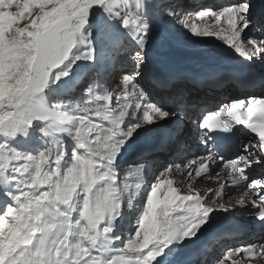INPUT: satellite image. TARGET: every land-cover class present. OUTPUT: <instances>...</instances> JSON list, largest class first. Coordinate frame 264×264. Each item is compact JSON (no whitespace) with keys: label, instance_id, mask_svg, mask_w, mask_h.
Masks as SVG:
<instances>
[{"label":"snow or ice","instance_id":"obj_1","mask_svg":"<svg viewBox=\"0 0 264 264\" xmlns=\"http://www.w3.org/2000/svg\"><path fill=\"white\" fill-rule=\"evenodd\" d=\"M149 3L0 0V184L16 185L14 192L5 191L11 203L0 211V264H155L173 245L194 240L214 211L234 209L231 203H206L191 189L182 194L173 186L172 179L156 181L134 235L112 255L104 254L116 239L112 233L122 211V197L130 189L128 179L140 176L144 169L141 164L135 172L130 171L121 186L115 168L117 157L141 128L176 115L147 102L146 93L136 83L150 28L146 18ZM97 8L118 19L124 29H131L140 47L134 57L135 75L123 77L120 95L124 102L117 100L119 106L113 107L112 91L101 93L94 85L86 91V99L71 107L63 102L49 103L45 93L71 75L76 61H95L91 33L86 29ZM251 9L250 0H237L218 10L188 14L179 18L178 23L195 36L225 42L240 57L251 60L264 55V39H245V31L252 23ZM206 20L211 23H205ZM105 27L101 26V34L109 35ZM79 46L86 50L76 54L74 50ZM55 69L59 71L54 72ZM132 97L135 103L128 102ZM182 108L183 104H178L177 110ZM140 111L143 116L139 122L124 128L125 120L136 118ZM222 115L258 137L244 148L243 155L222 166L229 169L231 186L246 184L245 170L264 160V97L233 102L210 112L201 126L206 130L224 129ZM93 117L107 121L110 127L94 123ZM38 122L42 125L38 132L47 141L45 148L35 154L14 148L11 142L21 135L27 137ZM182 130L178 126L171 132L160 150L167 147L169 140L178 144ZM65 134L78 144L66 172L61 170L67 156L62 139ZM199 159L197 176L208 168L213 156ZM172 171V167L165 170L169 174ZM192 175L190 172L189 176ZM135 188H141L139 181ZM249 191L252 198L246 202L244 197ZM261 193L264 182L253 181L236 203H250L258 210L257 218L264 222ZM76 212L78 220L73 218ZM170 256L161 264H168ZM254 259L264 261V243L229 248L215 264H249Z\"/></svg>","mask_w":264,"mask_h":264},{"label":"bare ground","instance_id":"obj_2","mask_svg":"<svg viewBox=\"0 0 264 264\" xmlns=\"http://www.w3.org/2000/svg\"><path fill=\"white\" fill-rule=\"evenodd\" d=\"M190 1H195V0H190ZM229 1H230L229 4H233L237 2V0H229ZM149 2L150 3L147 5V10H146V18L150 24V28L147 37V43L145 44L143 49L144 62L146 67L145 70L146 76L142 75L140 77L142 78L141 80H143L145 84L144 87L147 88V90H149V92H151L154 95V96L152 95L150 101H153L155 99L162 101V103H164V106H166V108L163 109L170 112H176V115L170 117L166 121H161L155 130L146 133L144 137L139 138V140L135 138L133 140H129L127 144L124 146V149L122 151L125 150V152H130V153L132 152L133 156L135 157L138 155L140 156L143 154L144 151H146L148 147L146 146V144L150 140L156 139L158 137H167L171 132L175 131V129L178 126L182 127L183 129L181 133H182V139L184 140L186 135L185 134L186 129L184 127L186 126L185 123L192 122L191 123L193 127L192 133L190 137L187 138L186 142L188 144H191L192 149L196 148L197 150L200 149V151L188 152V154L191 153L195 155L192 156L190 160L188 159L187 162L189 164V163H193L194 161L196 164H199L200 163L199 157L212 154L213 161L209 162L208 164L209 167L208 170L206 171L207 174L209 175L207 177H209L210 178L209 180L211 181L213 179L215 180L219 179V181L215 186H214L215 183L213 181L211 182L209 187L203 189H198L196 188L195 185L192 186L187 185L185 188L184 186L185 184L184 182H182L180 183L178 188L186 189L187 192L189 191V189L194 191L196 189V193L204 197L206 203H207V199H206L207 195L211 196L215 194L218 197L220 196L222 197L223 195H224L223 197H225V195H228L227 198L222 197V200L220 199L218 203H214V206H218L221 203H231L232 205L235 206L234 209H232L229 212L214 211L211 214L208 223L205 224L204 227L200 229L199 234L196 236L194 240L186 239L182 244L173 245L171 248L165 251L164 256H161L160 258L157 259L155 264H161V261H164L165 257H168L170 254L171 256L168 261V264H187L188 263L187 260L191 257H194V259L192 260L198 258L197 260L201 262L204 256L208 252H212L210 251L209 248L215 242H217L216 245L218 246V248L221 245L225 246L228 243L227 241L234 243L239 242L238 245L234 247L259 245L261 244L259 243L260 238L262 242L264 241V235L263 236L259 235V233H264V222L260 221L257 218L256 213L258 212V210L254 208L250 203H246V206H239L237 205L236 202L241 198V193L243 192V190L247 188L249 183L256 180L264 182V161L262 160L261 163L259 164H253L251 168L245 170L246 175L248 177L247 183L245 182L246 184L242 183L237 186H231L229 183L230 180L229 169L227 167H222L224 164L223 161L220 160L219 157L215 154L213 144H211L206 138H204L203 132H201L200 127H202L201 125L203 119L210 112L217 111L226 105H230L233 102L245 101L251 98L264 97V93H263L264 83H260L261 80H264V55L258 58L254 57L251 60H246V58L240 57L225 42L223 41L221 42V40L219 39H212V38H203L204 43L197 49L195 47L185 46L183 43L179 41L180 37L177 34L175 21L188 14L195 15L196 13H198V11H193V10L185 11V9L187 8L186 0H149ZM180 2H182L183 4L182 6L179 7L178 5L180 4ZM219 2H221V0L220 1L218 0V3ZM250 2L252 4V9L249 14V18L252 22L251 27L249 28L251 35L250 40L264 39V18L262 19L257 17L258 12L261 11L260 4L258 5L259 0H250ZM126 3L134 4L135 0H126ZM121 7L123 6L121 5ZM205 9H209V8H203V10ZM97 11L101 14L106 13L103 9H99V8H97ZM169 12H173L178 15L170 16L168 15ZM105 17L106 18L102 20L101 25L106 26L105 28L107 30L117 31V34L118 33L121 34L124 40L119 42L117 44V47L116 45L113 46L111 45L110 48L105 47V50L104 49L100 50L98 53L95 54L94 62L81 60V61H76L71 66V70L81 65V66H85V69L87 70L94 69V71L97 72L98 71L97 66H99L100 69V67L103 66L109 60L110 68H111L110 75L108 76L105 75L104 80H102L101 77V80L103 82L100 81V83L97 85L101 93H103V91L106 90L103 89V87L104 86L108 87L110 80L113 81L112 76L114 75V73L116 74L120 72L118 74V77H121L122 75H123L122 77L127 76L128 72L131 71L129 65L131 64L132 66L136 65L135 59L131 57L128 59H132V60H126V62L125 60L123 61V55L120 54L121 51L124 50L129 53L131 52V48H133L134 45L139 46L136 39H134L131 29H124L121 26L120 21L118 19L114 20L111 17H109L108 14ZM91 43L92 45H95L94 42L91 41ZM77 50L78 52H76V54H80L82 52L81 47L80 49ZM139 51H140V47H139ZM117 55L118 58H116ZM120 58H122V60ZM203 64H209L215 67L227 68L229 69V71L227 73H224V75H229V76L228 77H221L224 75L213 76L211 75L212 73H204V72L195 73L193 74L192 77L188 76L187 74L188 71L198 70L199 68H201ZM242 72L243 73L246 72V73L243 76L238 77L237 75ZM179 73H184V74L186 73V74L180 77L178 76ZM217 73H223V71L217 70ZM90 74H91V70L87 72V74L85 75L88 76V78H85L84 81H89V79L96 78L95 75H90ZM162 74L164 75V77L160 78V75ZM117 81L123 82V78L118 79ZM78 82L79 79H74V78L72 79L70 78L63 81L57 88L55 101L62 102L67 97L68 98L79 97L80 94L78 93L76 95V91H74V87H75L74 85ZM187 83L191 86L192 92L197 93L196 96L189 94L190 92L187 91L188 88ZM86 84H88V86L86 88L85 85V93L90 88L92 82L91 81L86 82ZM242 86H248L249 88L244 89ZM79 87H81V85ZM82 89L83 88H81V90ZM48 97L49 95L46 96L47 101H48ZM175 102L178 104L179 103L185 104L186 109L184 111L183 110L178 111L177 110L178 105L175 107ZM217 102L218 104H220L218 107L215 106L217 105ZM93 122L98 123L101 122V120L99 118L93 117ZM100 124H102L105 128L110 127V125L107 124V122L106 123L101 122ZM41 126L42 125L38 122L34 127L39 129ZM30 131L29 133H31ZM33 136L34 137H31V142L27 141L30 139L29 134L27 137H24L22 135L18 136L16 140H14V145H18V147L21 146L23 149L22 152L36 153L40 146H46L47 141L42 137H37L38 136L37 134H33ZM62 139L64 144L71 143L73 141V138L67 134H65L62 137ZM179 141H181V139ZM255 142L256 139L254 137H249L248 139H242L241 149L239 151V154L237 155V158L240 155L244 154V148L248 144ZM25 147H27L26 149L29 150L25 151L24 150ZM188 154L187 151L182 153L180 159L183 160L185 156H188ZM149 158L150 159H147L146 162H148L151 159L153 160L152 156H149ZM162 158L163 157H157V162H156L157 165H155V167L159 169V171L156 173L157 174L160 173L159 179L156 177L157 181L172 179L173 186L177 187L174 178V172H176L175 171L176 168H179L178 166L182 163V160L173 159L172 161L163 164ZM146 162H144L145 165ZM192 166L193 164L191 165L190 169L192 168ZM123 167H127V168H123L126 170L128 168L129 169L136 168V166L133 165V163H129L128 165ZM168 167L173 168L171 174L165 172V170ZM146 171L148 170L143 169V173L140 176L133 177V179L129 177L128 182H132L133 183L132 186H135L136 182L139 181L141 183L140 190L142 189L143 191L142 184L145 183L146 181L155 179V178H151V174L147 175ZM171 175L173 176V178ZM224 183H226L227 185L226 187L225 185L223 187ZM222 187H223V192L220 193V189ZM14 191L15 189L7 192H14ZM136 191L137 189L135 188L134 192ZM232 193H235L237 195L236 196L232 195ZM261 195L264 196V193H261ZM244 198L247 202L249 199L252 198V192L249 191L248 196ZM5 199L9 200L7 204L11 203V200L9 199L8 196L5 195L4 192V197H0V203H1L0 207L1 205H3ZM224 214H226L227 216L233 219L238 220L240 224L238 229L240 230V232L238 233L229 232V231L224 232L215 237H209L205 241L203 240V242H201L202 233L205 227L209 225L211 222H213L215 217ZM125 218L127 222L126 226L124 229L121 230V233L119 235L120 236L123 235V237H128L130 231H132L133 229L134 230L137 229L139 220H136L134 226H132L129 214L127 213H125L124 215L123 213L119 215V218L115 221L113 233H115V229L119 224V222ZM117 243L114 240L113 243L105 249L104 254L112 255L114 251L119 248V244ZM205 247H207V250H204ZM221 250L223 249L221 248ZM214 251H215L214 253H218L219 249L216 248L214 249ZM211 256L212 257L211 259H209L208 263L215 264L214 259L216 258V255L212 254ZM249 263L264 264V261L252 260Z\"/></svg>","mask_w":264,"mask_h":264},{"label":"rangeland","instance_id":"obj_3","mask_svg":"<svg viewBox=\"0 0 264 264\" xmlns=\"http://www.w3.org/2000/svg\"><path fill=\"white\" fill-rule=\"evenodd\" d=\"M220 1V0H219ZM186 5H187V8L185 9V11H190V10H193V11H201L203 10V8H209V9H212V10H218L220 7L224 6V5H227L230 3L229 0H221V2L218 3V0H195V1H190V0H186ZM182 2H180V4L178 5L179 7L182 6ZM260 4V9L261 11L258 12L257 14V17L259 18H264V1L263 0H259L258 2V5ZM185 6V5H184ZM107 13H99L96 10L93 11L92 13V16L89 20V25L86 29L87 32H90L91 33V41L95 43V45H92L95 49V54L98 53L100 50L104 49L105 50V47L106 48H110L111 45H116L117 47V44L121 41L124 40V38L121 36V34H117V31H111V30H107L105 28V31L107 33H109V35H102L101 34V23H102V20L105 19ZM175 27H176V30H177V34L178 36L180 37L179 38V41L181 43H183L185 46H188V47H195L196 49L198 47H200L204 41H203V38L202 37H198V36H195L191 33V31H189L187 28L183 27L180 23H178V20L175 21ZM205 23H211L210 20H206L204 21ZM129 36V35H128ZM127 36V37H128ZM176 36V35H175ZM250 31L249 29L245 31V38L246 39H249L250 40ZM222 42V41H221ZM81 47V51H84L86 50L85 49V46H79L78 49H80ZM75 52H78V50H74ZM139 51V46H136L134 45L133 48H131V52H127V51H124L122 50L120 54L123 55V61L125 60H132V59H128V58H134L135 57V54L136 52ZM129 56V57H128ZM118 58V55L117 57ZM122 60V58H120ZM81 66V65H80ZM75 67L73 70H71V75L69 77H67L66 79H62L59 83L51 86L48 90H47V95H49L48 97V101L49 103H55V96H56V92H57V88L58 86L65 80L67 79H79V82L76 83L74 86V91H76V95L79 93V97H76V98H72V97H67L65 98L62 102L65 103V104H68L69 107H71V105L77 103V102H80L84 99H86V93H85V85H86V88L88 86V84H86V82H90L91 79H89V81H84L85 78H88V76H85L87 74V72H89L91 70V74L90 75H94L95 72H94V69H90V70H87L85 69V66H81V67ZM129 68H131V71L128 72V75L127 76H132L134 75V73H136L137 69H136V65H129ZM201 68H205V67H202ZM199 68V69H201ZM206 68H213L215 69L216 71L217 70H221L223 71V73H216V74H211L213 76H221V75H224V73H227L229 71V69L227 68H221V67H206ZM198 69V70H199ZM145 70H146V67H145V62L143 63V65L139 68V76L137 77L136 79V83L143 89V91L146 93L147 95V102H150V103H153V104H156L162 108H166V106H164V103H162V101H159V100H153V101H150V98L152 97V93L149 92V90H147V88L144 87V82L143 80H141L142 78L140 76H146V73H145ZM59 70L58 69H55L54 72H58ZM201 71H188L187 74L189 77H192L193 74L195 73H200ZM204 73H208V72H213V71H202ZM120 73V72H119ZM119 73H114V75L112 76L113 77V81L110 80L109 82V86L108 87H103V89H106L105 91H112L113 93V101H112V106L113 107H118L119 105L117 104V100H119L121 103L124 102V98L122 95H120V93L122 92V82L121 81H117L118 79H122L123 75L121 77H118V74ZM132 74V75H131ZM186 74V73H185ZM184 73H179L178 76L182 77L185 75ZM229 75H224V76H221V77H228ZM92 78V77H91ZM94 79V78H93ZM115 80V81H114ZM81 85V87H79ZM188 85V88H187V91H189L190 93L189 94H192V95H195L196 96V92H192V89H191V86L187 83ZM94 86V84H91L90 87ZM78 87V88H77ZM264 87V86H263ZM81 88H83L81 90ZM81 90V91H80ZM81 93H80V92ZM264 93V91H263ZM188 94V95H189ZM187 95V96H188ZM154 96V95H153ZM181 98V97H180ZM179 98V99H180ZM128 102H132V103H135V97H132ZM162 103V104H161ZM180 104V103H179ZM178 105V103L175 102V107ZM220 104H218L217 102V105H215L216 107H218ZM185 104H183V108L182 110L184 111L186 108H185ZM214 106V107H215ZM143 116V111H140L136 114V118H133V117H129L127 120H125L124 122V128H128L129 126L133 125V124H136L139 122V118H141ZM101 122H107V121H102ZM101 122H98V123H101ZM95 123V122H94ZM160 123V122H159ZM158 124H153V125H150L146 128H141L138 132H136V134L130 139V140H133L134 138L135 139H138L141 138V137H144V135L152 130H155L156 127L159 125ZM192 123V122H191ZM190 122H186L184 126L185 129H186V132H185V138L184 140L182 139V133L180 134V137L178 138L179 140L181 139V141H179V143L177 144V141H173V140H169L168 141V144H167V147L164 148L163 150H160L159 146L165 141V139L168 137H158L156 139H152L150 140L146 146L147 149L146 151L143 152L142 155H138V156H133L132 152H125L122 151L124 149V147L122 148L121 150V155L119 154V156L117 157V160H116V164H115V168L116 170L118 171L119 173V179H120V183H121V186H123V182H124V179L125 176L130 172V171H135L134 168H128L127 170L126 169H123V168H127V167H123V166H126L128 165L129 163H133V165H135L136 167L140 166L141 164H143V167L144 169L148 170L146 171L147 175H150L151 174V178H155L153 180H149V181H146L145 183H143V191L142 189L138 190L136 192L135 191V186H132V182H129V185H130V189L128 192H126L123 197H122V204H123V207H122V211H121V214L123 213V215L125 213L129 214V217H130V220H131V224L132 226H134L136 220H140V218L142 217V214L143 212L145 211L146 209V201L150 195V191H151V188L152 186L154 185V183L157 181V178L159 179L160 177V173H156L159 171V169L157 167H155V165H157V157H163V164H166L170 161H172L173 159H178V160H182L180 159L181 158V155L182 153L186 152L187 151V154L188 152H199V150H197L196 148L192 149L191 147V144H188L186 141H187V138L190 137L191 133H192V124ZM108 124V122H107ZM31 133H29V137L30 139L27 140V141H30L31 142V137H34L33 134H37L38 136L37 137H41L38 132V129L36 127H33L32 129H30ZM184 135V134H183ZM36 137V136H35ZM12 143V146L14 148H18L20 151H22V147H18V145H14V141L11 142ZM66 148V151H67V156L65 157V161L64 163L61 165V170L62 171H67L69 165H70V161H71V158H72V154L73 152H76L78 151V144L77 142L73 139V141L71 143H67V144H64ZM169 145V146H168ZM175 145V146H174ZM17 146V147H16ZM173 147V148H172ZM27 147H25V151L29 150V149H26ZM45 148V146H40L38 148V151L39 150H43ZM181 148V150H180ZM135 149V148H134ZM202 150V149H201ZM135 151V150H134ZM167 153V154H166ZM35 154V153H34ZM195 154H188V156H185V158L182 160V163L178 166L179 168H176V172H174V178H175V182H176V185L177 187L180 185V183L184 182V186L186 188L187 185H195L196 188L198 189H203V188H206V187H209L211 182L214 181V186L217 184V182L219 181V179H213L212 181L209 180L210 178L207 177L209 174H207V171L208 168L205 170V171H202L201 172V176H197L195 175V172L198 168V165L200 164H196L194 161L193 163H191V165L193 164L192 168L190 169V167H188V159L190 160V158L192 156H194ZM149 156H152L153 160H149L148 162L147 159H150ZM166 157V158H165ZM156 159V160H155ZM144 162H146V165L144 164ZM185 162V163H184ZM188 164V165H186ZM145 165V166H144ZM194 167V168H193ZM209 167V166H208ZM121 170H124V171H121ZM192 173L193 175L190 177L189 176V173ZM153 174V175H152ZM172 176V175H171ZM205 176V178H204ZM133 177H136V175H133ZM157 177V178H156ZM173 178V176H172ZM192 179V180H191ZM148 180V179H147ZM187 181V182H186ZM197 181V183H196ZM196 183V184H195ZM147 184V185H146ZM207 184V185H206ZM201 185V186H200ZM204 185V186H203ZM227 186L226 183L223 184V187ZM16 188V185L15 184H11V185H8L7 187H5L4 185L2 186V184L0 185V197H4V192L5 191H12L13 189ZM134 189V190H133ZM182 191V194H186L187 193V190L186 189H183L181 188L180 189ZM141 191H142V194H141ZM194 191V190H193ZM196 193V189L194 191ZM202 193V192H201ZM141 195V196H140ZM232 195H237L235 193H232ZM131 198H130V197ZM224 196V195H223ZM222 196V197H223ZM129 197V198H128ZM222 197H218L217 195L213 194L211 196L207 195L206 199H207V202H211V201H214V203H218L220 201V199L222 200ZM228 195H225V197L223 198H227ZM9 202V200L5 199L3 205H1L0 207V211H3L5 206L7 205V203ZM1 204V203H0ZM128 204V206H127ZM130 210V211H129ZM129 211V212H128ZM120 214V215H121ZM73 218L74 219H79V214L78 212L76 213H73ZM126 218L125 219H122L119 224L117 225L116 229H115V233H113V237L116 238L114 239L115 242L117 244H119V248L124 246L127 242V240L129 239L130 236L134 235L135 231L137 230H132L129 232V236L128 237H123V235H119L121 233V230L125 228L126 226ZM132 228V227H131ZM126 233V232H125ZM259 235L263 236L264 233H259ZM123 237V238H122ZM264 242V241H263ZM261 238H260V242L259 243H263ZM239 243V242H238ZM238 243H230L228 242L225 246L224 245H219L220 247L218 248V246L216 245L217 242H215L209 249L210 251L212 252H208L204 258L202 259L201 262H199V260H197L198 258H195V260H192L194 259V257H191L189 258L187 261L188 263L187 264H209V259H211V255L214 254L216 255V258L214 259L216 261L217 258H219L223 252H225L227 249L229 248H233L234 246H237ZM247 243V242H245ZM219 249L218 253H214V249ZM221 248L223 250H221ZM204 250H207V247L204 248ZM200 257V256H199ZM237 260H239L240 258H237ZM192 260V261H191ZM255 260V259H254ZM199 262V263H198ZM251 262V261H250ZM250 264V263H249Z\"/></svg>","mask_w":264,"mask_h":264}]
</instances>
